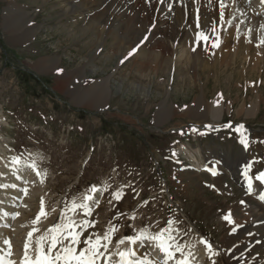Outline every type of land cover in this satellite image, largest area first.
Instances as JSON below:
<instances>
[{
  "label": "rangeland",
  "instance_id": "rangeland-1",
  "mask_svg": "<svg viewBox=\"0 0 264 264\" xmlns=\"http://www.w3.org/2000/svg\"><path fill=\"white\" fill-rule=\"evenodd\" d=\"M15 1L0 0V147L7 146L6 150L0 149V157L7 161L9 156L19 155V171L27 173V182H23L21 175L15 176L14 162L8 163V167L0 164V180L5 184L17 182L24 188L21 193L19 186L17 192L6 186L0 188V194L27 200L25 193H33V200L24 212L21 207L8 206L12 208V214L8 213L9 218L13 217L10 222L19 219L28 224L19 231L5 229L0 241L8 243L0 242V246L4 249L15 246V252L21 250L22 234L37 220L41 203L45 202L49 212L56 206L58 212H52L45 223L40 222L38 233L32 236L36 234L37 240L49 233L53 225L67 223L66 215L75 217L76 225L84 220L94 225L87 227L81 236L79 249L85 247L83 240L89 237L93 240L102 237V244L111 247L123 236L136 238L144 233L155 237L171 227L175 246L183 249L170 250L174 255L181 252L186 255L197 240L189 225L212 231L214 242L220 245L226 242L225 248H230L235 241L228 243L226 238L232 227L230 214L235 212L230 213L228 208L245 191L235 172L239 162L253 151L248 145L249 138L264 139V35L260 37L259 49L254 44L243 54L231 51L232 44L225 40L221 46L226 47L227 54L233 52L228 58L233 65L222 74L220 67V70L207 69L193 64L188 67L180 64L178 68L156 73L148 67L130 66L135 53L120 57L110 48L113 39L105 33L94 45L92 39L96 36L83 31L86 24L79 12L60 14L57 7L50 5L51 0ZM17 6L27 10L33 20L32 25L16 29V34L23 35L19 34L21 42L13 41L7 33L4 27L7 22L2 25L4 11H17ZM36 26H39L37 35ZM72 29L79 36L74 38ZM90 46L100 49L95 51ZM180 46L174 43V57L180 56ZM207 56V62L219 60L218 52ZM258 56H262L260 63L250 60ZM42 57L54 58L56 67L42 71L35 65ZM234 58H238L237 65ZM77 68V76L73 77L83 74L70 83L77 87V82L84 93L90 92L95 82L104 84L108 79L109 94L101 105H77L69 93L55 86L60 73L74 72ZM217 95L223 101L219 121H213L209 111L202 115L187 113L195 98L206 106ZM255 101L254 114L238 112L240 106L243 111ZM185 145L200 148L220 173L200 172L193 178L191 158L182 152ZM93 187L99 191L90 192ZM87 196L92 199H85ZM73 202L86 204L91 214L85 215L83 207L69 211ZM6 204L0 202V211L6 209ZM169 221H173L170 226ZM112 228L117 231L111 234L110 242L104 241ZM168 235L165 232L164 238ZM11 239L17 242L12 243ZM141 241L144 244L139 245L138 252L152 257L155 241ZM47 247L44 242L45 251ZM259 253L264 255V249H259ZM7 257L11 258L9 254ZM213 262L223 264L219 256Z\"/></svg>",
  "mask_w": 264,
  "mask_h": 264
},
{
  "label": "bare ground",
  "instance_id": "bare-ground-1",
  "mask_svg": "<svg viewBox=\"0 0 264 264\" xmlns=\"http://www.w3.org/2000/svg\"><path fill=\"white\" fill-rule=\"evenodd\" d=\"M33 1H42L45 3L48 0ZM11 3H16V1L14 0V2ZM53 3L57 4L54 5ZM50 5L57 7L58 12H60V14L62 13L63 15H69L74 12H79L82 16H84L83 23L86 25L83 27V31H91L95 34L96 37L92 39V43L94 45L95 43L99 42V39L103 36V33H105L106 37L111 36V38L113 39V42L111 43L112 46L110 48H113L115 53L121 54L120 57L125 55L126 53H135L130 66H137L138 69L148 67L149 71L153 70L156 71V73L161 69L169 70L172 68H178L180 64L185 67H188L189 64H193L194 67H203L207 69L217 68L218 70L220 67L222 74L228 68V66H231L232 62H229L228 58L232 56L230 53H233L229 52L227 54L228 51L226 50V47L221 46L225 40L228 42L230 41V43L232 44L231 51H234V53L239 52V54H243V52L252 49V45L254 44H256L259 49L261 47L260 37L264 35V2H262V0H51ZM9 11L8 9L4 11V20L2 25H4V22H7V25H4L7 33L10 35L13 41L21 42L19 38H21V36L23 37V35H21L20 33L19 34L21 36L19 34H16L15 32H18V30L16 29L32 25L33 20L29 18V12L23 8H19L17 9V11L15 9L11 12ZM10 14L13 15L9 16ZM256 30L259 31L255 34ZM38 31L39 26H36V35ZM75 32L76 30L74 31V29H72L71 33L72 35H74V38L79 36V34ZM201 33H203V35L207 37L206 42L205 40L197 39V37ZM174 43H180L181 45L179 57L173 56V54H175V48L173 47ZM213 43H218L219 46L212 47ZM90 48L92 49V46H90ZM98 49H100V47H94L92 50L96 51ZM222 51L224 52V54L221 56ZM215 52H218L219 60H216L214 62H207V55L212 56ZM259 54L260 53H258L257 55ZM104 57L107 58V56ZM261 57L259 58L258 56L255 58H250V60H256V63H260L262 60ZM237 59L238 58L233 59V62L236 65L238 64ZM246 59L248 61V58H245V60ZM54 61V58L42 57L35 62V65H37V67H40V69H44L42 71H49L50 69H52V67H56ZM106 61L108 60H105V62ZM79 68L82 69L83 66ZM79 68H77L74 72L67 71L60 73L56 77L55 86L61 87L65 92L69 93V95L77 101V105H101L103 99H106L109 94L108 79L104 81V84L101 82H95L92 88L89 90L90 92L84 93L79 88L80 85H78L77 82V87L73 86L70 83L72 79L77 78L78 80L83 74H80L79 77H73L77 76L76 72ZM233 73H236V71ZM240 75L241 74H239V76ZM219 95L215 96L212 101H210V103L206 104V106L205 104H203V102L200 103L198 98H195L187 109V113L192 115H202L204 112L209 111L212 120L219 121L223 116V101ZM256 108L257 103L255 101L253 103H250L249 106L247 108H244L243 111V107L240 106L238 108V112L252 115L254 114L253 110H256ZM167 111L170 110L167 109ZM249 140L250 143L248 145L250 147H253V151L251 150V153L248 155L247 159H243L241 162H239L238 170L235 172V175H237L238 180L240 184L245 188V191L242 196L239 197V199L237 198L232 206L228 208V211L230 213L235 212V214H230V216L232 217L230 220V224H243L242 229H236L233 233L230 234V236L226 238L227 242L235 240L237 238L239 240L240 238V243L242 244L238 249H231L229 254H222L225 260L230 258L232 264H251V262L252 264H255V262L261 260V256H256L258 250L264 249V183H261L256 179L257 176L264 174V139L262 140L259 138H249ZM6 148L4 146L0 147L1 151L6 150ZM182 152L191 158L190 165L192 166L194 171H191L190 173L194 174L192 176L193 178H196L199 175L198 173L200 172L205 173L203 171L205 165L213 167V165L209 164V160L204 157L203 153H201L200 148L191 149L190 147L185 145ZM19 161L20 157L16 156H9V159L7 161L6 159L4 160L0 157V164H2L3 166H7L8 163L14 162L15 164H13L15 176L18 177L19 175H21L23 182H27V173L19 171L20 164L17 163ZM244 174H247V177H245ZM20 183L23 184L22 182ZM6 184L0 180V185H5L3 187L0 186L1 189H4V187L8 186L14 188L12 189L13 192H15L19 188L21 193H23L22 191H24L23 186L20 187V184L17 182L8 183L7 185ZM17 186H19V188ZM25 196H27V200H20V196H14L13 199H10V195L4 192L0 194V202L7 203V210L0 211V223L9 222L6 220L4 213L12 209H8V206H10L11 204L18 208L21 207V212L29 210V202L33 200V193L29 194L26 192ZM41 206L43 208V211L47 213L46 218H49L52 212L53 214L54 212H58L57 206L56 208H52L51 212L48 211L45 202H42ZM13 209H15V207ZM18 210L16 209L15 212H18ZM87 210H89V206H87V209L84 208V213ZM46 218H39V222H36L37 220L34 219L32 221L33 227H36V225L41 226L42 223H45ZM70 219L76 222L75 217L70 216ZM12 221L9 223L11 224L15 222L14 220ZM228 223L229 222H227V224ZM26 224H28V221L21 222L19 221V219H17L15 225H12V227L18 226L22 228ZM63 224L66 223L64 222ZM57 225L63 226L61 225V222L57 223ZM80 225H86L85 220L84 223ZM16 230L19 231V229ZM75 231H78L77 228H75ZM11 232L14 233L13 231ZM248 232H250L251 234H248ZM46 234L49 235V233ZM13 236L15 237V235ZM253 238H255V241L253 243L246 242ZM0 239L2 240V238ZM121 240L125 239L122 238ZM15 241L16 240H12V243H15ZM36 241L37 239L35 237L31 238L30 249L27 252L28 256H30L33 250L37 247ZM201 241L202 238L200 237L197 243H201ZM204 241L209 242V244L212 246L211 250H216L219 251V253H222V247H220L216 243H211L207 239H205ZM1 243H5V240ZM225 243L226 242H224V244ZM64 244L68 245L69 241L65 240ZM125 245L126 240L123 244L116 243L114 249L110 252H106L103 250L101 252H104V257H108L111 255L110 261L113 262V258L116 252L123 248ZM117 246H119V248H116ZM14 247L12 249H7V247L4 249L0 246V264H21V261L19 260L21 254L19 255V258H17L16 256L14 257V253L16 250ZM205 250H207V248L204 247L203 251ZM242 250L243 254H240L239 252ZM126 251H128L127 248L123 252ZM4 253H7V255L9 254L11 260L6 259L4 257ZM201 255H203V253H201ZM102 259L105 260L104 258ZM201 259L202 256L197 261H201ZM185 260L190 264L197 262H190L189 260L184 259V261ZM23 264H25V262Z\"/></svg>",
  "mask_w": 264,
  "mask_h": 264
},
{
  "label": "snow or ice",
  "instance_id": "snow-or-ice-1",
  "mask_svg": "<svg viewBox=\"0 0 264 264\" xmlns=\"http://www.w3.org/2000/svg\"><path fill=\"white\" fill-rule=\"evenodd\" d=\"M264 2V0H262ZM198 40H206L207 37L201 33L198 37ZM218 43H213L212 47H218ZM195 50V49H194ZM230 127V125H229ZM241 143H244L242 140ZM256 179L260 181L261 183H264V174H261L260 176H257ZM90 192H96L99 191L96 188H91L89 190ZM120 196L117 195L116 199H119ZM85 199L91 200L92 196H87ZM83 207L87 209V205H77L75 202H73L72 206L70 207L69 211H75L76 208ZM91 211L87 210L85 212V215H90ZM47 213L43 211V208L41 212L39 213V216L37 217V221L39 222L40 217L46 218ZM65 219L67 220V223L63 226L55 225L53 228L49 229V233L51 235L49 236L46 234L45 236L40 237L36 243L38 245L37 248V256L36 259L33 260L30 256L27 255L28 250L30 249L31 244V236L33 233L28 234V243L25 245V264H98L99 260L101 258L105 259V264H107V260L110 259L108 257H104V253L100 251L101 248H104L105 251H107V245L106 243L102 244L101 238L97 237L95 240L91 239V237L86 238L83 240V244L85 247L80 248L79 251H77V246L81 244V232L75 231L76 227H79V225H76L75 221H72L69 217L65 215ZM225 219H228V217H225ZM173 221H169V225H171ZM94 226L86 224L83 227L86 229L87 227ZM117 231V229L112 228L109 229L108 232L103 237V240L106 242H110L111 234L113 232ZM172 229L169 227V229L164 230V232H161L159 235L155 237H149L144 233H141L139 236H137L135 239L129 237L126 238L127 242L129 243H136V240H143V239H150L152 241H155L156 247L164 254L165 260L162 261V264H168V260H171L173 258V252L169 251L170 248L176 247L174 243V237L170 235ZM165 232L169 233L168 238L165 239ZM69 241L68 245L64 244V241ZM172 241V243H170ZM44 242H47L48 247L45 251L44 249ZM7 244L8 242L5 241ZM119 243L123 244L125 243V240H121ZM201 243H204V241H201ZM207 246V245H206ZM177 251H182L180 247H176ZM122 264H150V261L147 259L141 261L137 259L136 261H129V256H135L134 252H128V253H120ZM177 264H187V261H177Z\"/></svg>",
  "mask_w": 264,
  "mask_h": 264
}]
</instances>
